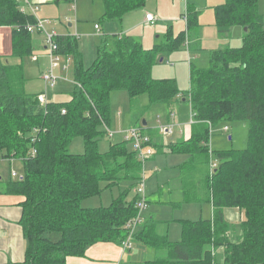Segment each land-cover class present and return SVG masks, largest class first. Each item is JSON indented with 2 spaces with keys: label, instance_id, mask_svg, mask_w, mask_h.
Returning <instances> with one entry per match:
<instances>
[{
  "label": "trees",
  "instance_id": "1",
  "mask_svg": "<svg viewBox=\"0 0 264 264\" xmlns=\"http://www.w3.org/2000/svg\"><path fill=\"white\" fill-rule=\"evenodd\" d=\"M100 1L102 21L120 22L146 0ZM258 2L224 0L214 8L217 32L241 27V46L213 52L207 69L190 68L191 137L168 147L170 153L189 155L196 167L207 158L217 162L205 181L212 218L182 221L177 243L157 234L154 219L144 218L135 243L164 251L144 264H264V29ZM20 7L15 0H0V27L12 29L13 59L10 63L0 57V158L22 164V177L5 185L6 193L23 197L19 224L26 247L22 263L16 264H66L68 257H84L92 245H121L125 239L124 226L137 213V196L128 201V191L120 192L108 207L81 206L124 182L134 188L142 179L143 163L127 148L129 142L112 144L105 153L98 150L102 127L110 123V95L124 90L131 101L147 95L150 105L169 108L180 101L174 81L154 80L151 70L160 52L178 49L195 31L197 14L187 10L186 32L176 37L168 32L151 49L132 38L111 43L103 35L87 69L77 40L55 36L57 53L72 62L73 88L69 101L41 104L39 95L24 91L22 62L33 53L27 26L35 19ZM231 121L248 123L247 147L211 153L210 128ZM74 138L82 139L83 153H70ZM226 208L243 214L238 229L225 220Z\"/></svg>",
  "mask_w": 264,
  "mask_h": 264
},
{
  "label": "rangeland",
  "instance_id": "2",
  "mask_svg": "<svg viewBox=\"0 0 264 264\" xmlns=\"http://www.w3.org/2000/svg\"><path fill=\"white\" fill-rule=\"evenodd\" d=\"M89 1L90 0H72L71 2L60 3L58 10H60L61 17L59 18L56 12L54 16L55 18L51 19L50 23L44 24L45 31L47 33H52L54 29L58 32L69 30L66 28L68 23L65 22V17L71 18L74 23L75 17H78L79 14L76 15L73 8L77 7L79 13L81 8L83 16L81 14L80 16L84 20L83 26L86 30L89 29L91 31L90 33H94L93 25H97V27L102 29V31L100 30V37L98 36L92 41L95 42L97 46L100 43L101 37L104 35V29L108 35L110 34L109 39L111 43L122 37L132 38L140 43L142 47L152 48L155 45L162 43L168 32H170L173 37H176L181 32H186L184 19L187 17V10L190 9L196 12L198 25L196 31L189 32V36L185 37V41H183L178 49L170 52H160L157 55L156 62L151 70V77L154 80L174 81L181 96V101H175L173 104L174 114L170 117L169 121L170 124L174 126L172 139L176 140L177 137H179L180 128L178 126H183L180 122L185 119L187 120L189 116L194 115L187 97L190 68L207 69L213 52L227 47H240L243 36L242 28L238 26L233 27L229 33L223 35L217 32L214 6L222 4L224 0H146L143 8L128 13L120 22H113L111 28L106 29V23L102 21L103 15H101L100 11L97 13L95 7H93L92 4L89 5ZM94 2H97V4L103 8L100 0H94ZM147 13L156 16L158 21L155 25L146 27L142 26L141 21L143 20V16ZM42 14H44L42 11H40V13L37 12L38 17L40 18ZM258 14L262 19L264 29V0H259L258 2ZM48 15L52 14L49 12ZM10 32L11 30H9V28L8 30H0V57L5 58V60L12 63ZM70 33H72L71 29ZM42 38L45 40L43 32L35 31L32 33L33 40H41ZM196 45L197 47L195 48ZM34 55L37 56L39 53L33 52L31 55L24 57L22 62L23 74L28 84L26 86L25 82L24 85V91L26 94L37 95L38 92L44 91L45 88L49 96H51L52 92L58 94L57 96L54 95V99L57 101L66 100L67 97H65L63 91H69L73 88V83H71L73 82L72 65L69 66L67 71H61V68H57L58 72H60L57 74L58 78H62L64 81H58V86L52 90L45 87L42 80L43 75L47 73L50 68L49 58L45 57L39 59L37 63H33L32 59L33 61L36 60V57H34L35 59L32 58ZM160 60H162V62H160ZM64 61V58H60V65H62ZM57 70H55L56 73ZM184 99L185 102H182ZM169 111L170 108L163 104L150 105L147 95L139 96L131 101L128 93L124 90L112 92L110 95V123L107 128L104 126L102 127L105 134L98 143L99 152L105 153L108 151L110 145L122 142L123 136L125 135L124 133L130 128L141 127L142 121L147 123V127L143 128L142 131L150 138L154 137L149 135L148 131L155 126H158V120H160L162 124H165L169 116ZM223 128H227L228 131L224 132ZM107 130L112 133V138L107 136ZM247 138V122H223L210 129L208 149L211 153L231 149L243 150L247 147ZM130 145L131 144H129L127 148L131 150ZM69 150L70 153L74 154L83 153L84 147L82 139L74 138L69 145ZM184 161L185 157L179 155L162 156L153 153L150 159L143 162L141 173L142 180L144 179V194L147 199V208L143 212V217L147 218L146 216L153 214L156 216L157 220L164 222L169 229L168 239L171 243L181 241L182 221L194 222L200 219L210 220L212 218V211L209 204H203L200 206L197 203L189 201L193 199V193L188 187V179L184 188L186 192L184 190L181 194V191L179 190L178 176L180 175L177 168ZM15 162H13L12 165H3L5 173L9 175L10 170L12 169L13 172L15 171L19 174L22 165L21 163ZM208 162L207 158V161L204 164H208ZM174 164H178L174 170L168 168L170 165ZM200 171L196 174L197 177H199L200 183L202 186L204 185L205 188L206 179L204 181L202 179V173L204 172L203 168H201ZM151 172H155L156 174L152 175ZM210 173L211 172L208 174L207 168L206 174L208 177L210 176ZM164 177L167 179H163ZM19 178L17 177L16 180ZM137 187L138 184L135 185L134 188H130V183L124 182L118 187L103 191L101 195L82 201L81 206L84 208L108 207L111 201L118 197L120 192L126 191H128L126 199L131 201L136 198L135 191ZM185 200H188L189 202H185ZM224 216L228 222H234L232 224L237 229L239 223L243 220V217L238 219L239 214L233 208H226ZM234 217L237 219L233 220ZM237 231V233H239V230ZM111 244L112 245L109 247L111 248L110 253L120 255V245L115 243ZM136 244L137 243L133 245L131 252L123 257L122 264H144L145 261L153 260L154 257L160 255V253H148L145 248L143 249L140 245ZM92 246L89 247L90 249L93 248L91 250H96L98 248ZM67 259L66 264H85L83 257H68Z\"/></svg>",
  "mask_w": 264,
  "mask_h": 264
},
{
  "label": "crops",
  "instance_id": "3",
  "mask_svg": "<svg viewBox=\"0 0 264 264\" xmlns=\"http://www.w3.org/2000/svg\"><path fill=\"white\" fill-rule=\"evenodd\" d=\"M29 2L32 5V9L35 10V8H36L35 17L39 18L40 20L46 21V24H48V23H50L51 19L55 18L54 16H55L56 12L58 14L57 16L59 18L61 17L60 16V10H58L59 5H60V3H63V2L67 3V0H29ZM89 2H90L89 5L92 4V6L95 7V11L97 13L100 11L101 15H103V8L101 6H99V4H97V2H94V0H90ZM219 5H221V4H219ZM219 5H216V6H219ZM216 6H214V7H216ZM38 9H39V11H38ZM73 10L76 12V15L79 14V16L75 17L74 23H73L71 18L65 17V19H66L65 22L68 23L66 28H68L69 30L58 32L54 29L53 32L55 33L56 36H71L77 40L78 45H79V49L81 52V56L83 58L84 68L87 69L88 67H90V65L95 60L96 53H97V47L98 46L95 44V42H92V41L94 38L98 37L101 34L102 29H100V27H98L96 29L95 27L97 25H93L94 33H90L91 31L89 29L86 30L83 26L84 20L80 16V14L82 15L81 8H80V13L77 10V7H74ZM40 11H42L44 13L41 15V18L38 17V15H37V12L40 13ZM26 12H27V14L31 15L30 10L26 9ZM49 12L52 15H48ZM147 14H149V13H147ZM145 15L143 16V20L141 21L142 26H145V27L151 26V25H146L144 23ZM42 18H45V19H42ZM156 20H157V18H156ZM105 23H106V29H110L112 26L111 24H113V22H105ZM115 23H117V22H115ZM8 28H9V30H12L10 27H0V30H6V29L8 30ZM70 29L72 30V33H70ZM195 31H196V29H195ZM103 34L108 35V33L105 32L104 29H103ZM109 36H110V34L108 35V37ZM32 45H33V52L39 53V55H37V56H35V55L32 56V58L36 57L35 61H33V59H32L33 63H37L39 61V59L47 57L46 45H45L44 38H42L41 40H35V39L33 40L32 39ZM196 47H197V45L195 46V48ZM144 49H151V48H144ZM65 57L66 56H63L62 58H65ZM160 62H162V60H160ZM70 65H72V62L70 63ZM55 70H57V69H55ZM60 70L63 71L62 69H60ZM64 71H67V70H64ZM54 73L58 77L57 74L60 72H58V70H57V73H56V71H54ZM60 80L64 81L62 78H60L59 81ZM71 83H73V82H71ZM27 85L28 84L26 81V86ZM57 86H58V84L56 85V87ZM55 88H53V89H55ZM69 92H70V90L69 91H67V90L63 91V94L65 95V97H67V99L64 101H57L56 99H54V95H56V96L58 95V94H55L54 92H52L51 96H49L48 92L45 91V88H44V91L38 92L37 95L44 93L46 103H62V102H67L70 100ZM179 97L181 98L180 95H179ZM180 101H181V99H180ZM180 101H177V102H180ZM182 102H185V99L182 100ZM173 104L171 105L170 111L168 113L169 116L166 120L167 123L165 122V124H162L161 121L158 120V123H159L158 126H155L150 131H148L149 135L154 136L151 138L154 153L160 154L162 156L179 155V156L185 157V161L183 163H181L179 165V167L177 168V170L179 171V175H180V176H178V180H179L178 183H179V190L181 191V194L185 190L184 188L186 186V182L188 179V187H189V189H191V191L193 193V195H192L193 199L189 200V201L197 203L200 206L203 204H209L211 207V204L208 202V200H209L208 199V193L206 192L204 185L202 186V184L200 183L199 177H197V174H196V173H198V171H200L201 168H203L204 172L202 173V175H203L202 179L204 181L208 176L206 174L207 168H208V174L210 172L209 171L210 170V163L208 162V164H204V165L202 164V165H199L198 167H196L195 164H193L192 158H190L189 155L173 154V153H170L168 151L169 146L180 143V142L188 141L191 137V132H192L191 124H192L193 120H192V116H189L187 120L185 119L182 122H180V124H182L183 126H178L180 128L179 129V137H177L176 140L172 139L174 126L171 125L169 121H170V117L173 116V114H174ZM141 125H142V123H141ZM160 126H168L171 129V134H167V135L162 134L160 132V128H159ZM141 127L146 128L147 123L145 126L142 125ZM133 128H138V127H133ZM227 131H228V129H227ZM224 132H226V131H224ZM17 160L18 159L5 160V159L0 158V264L22 263V261L24 259V252H25V247H26V241L23 237L22 228L19 224L20 219H21V214H22V209H21L20 205L23 202V197H20L17 195H10V194L6 193V191H5L6 183L17 181L16 180L17 177L18 178L22 177V168L19 171V174L16 173L15 171L13 172L11 169L10 174L8 175L7 173H5V171H4L5 168H3V165L4 166L8 165V164L12 165V163L15 161L18 163H21L19 160L18 161ZM177 165L178 164L170 165L168 168H172L174 170V168ZM151 174L155 175L156 173L151 172ZM13 176H15V177H13ZM163 179H167V178L164 177ZM177 189H178V187H177ZM185 192H186V190H185ZM189 201L185 200V202H189ZM234 210H236L239 214L238 219L243 217V214L240 211H238L237 209H234ZM211 211H212V207H211ZM224 211H225V209L223 210V215H224ZM146 217L147 218H145V219L152 218L155 220V222L157 223L156 232L158 235L166 234L167 238H169V229L164 222L157 220L156 216L153 214H149ZM224 218H225V216H224ZM235 219H237V218L234 217L233 220H235ZM228 223H230V222H228ZM232 223H234V222L231 221L230 224L233 225ZM95 245H98V246H95ZM95 245L92 247H98L96 250H91L93 248L90 249L89 247L87 248L85 256H84L85 258L83 257V261L85 262V264H122L123 263V257L131 252L130 251L127 253H123L122 249H121V254L116 255V253H110L111 248H109V247H110V245H112L111 243H97ZM136 245H138V244H136ZM141 247L143 249L145 248L148 251V253L149 252L150 253H153V252L154 253H160V255H157L158 257H162L164 255V251H156L154 249L147 248L145 246H141ZM157 256L154 257V259L158 258ZM67 260L68 259H66V261Z\"/></svg>",
  "mask_w": 264,
  "mask_h": 264
},
{
  "label": "built area",
  "instance_id": "4",
  "mask_svg": "<svg viewBox=\"0 0 264 264\" xmlns=\"http://www.w3.org/2000/svg\"><path fill=\"white\" fill-rule=\"evenodd\" d=\"M15 1L21 5L20 10L23 13H27L26 9H28L30 10L31 15L35 19V23L33 25L27 26V31L29 33H33L35 31L43 32L45 36L46 54L50 60V68H49V71L43 75L42 80L45 84V87L49 89H53L56 87L59 81V78L54 73L55 69H57L58 67L59 68L61 67L62 70H67L70 66L71 60L68 57H65L64 58L65 61L63 62V65H60V58H62L63 56L57 53L58 47L54 41V38L56 36L55 33L54 32L47 33L45 31L44 24L46 23V21L40 20L35 17L36 8L35 10L32 9V5L29 2V0H15ZM156 21L157 20L154 15L152 14L145 15L144 23L146 25H154ZM95 28L97 29L98 27L96 26ZM38 101L41 104L46 103L44 93L38 96ZM62 113H64V111H62ZM159 128L162 134L164 135L171 134V129L168 126H160ZM223 131H227V128H223ZM36 132H37L36 130H33L34 134ZM106 132H107V136L109 138H112V133L108 130ZM124 134L125 135L123 136V141L129 142L131 144L132 152L135 153L139 161L143 163L153 155L154 151L152 148L153 147L152 140L150 139L149 136L145 135L139 127L130 128ZM31 141L34 142L35 139L32 138ZM31 152H32V155L35 154V150H32ZM216 166H217V162L211 159L210 161V172L211 173L215 170ZM135 192L138 198L135 203V208L137 210V213H136V216L124 226V230L126 231V237L121 242V245H120L123 253H127L132 250L133 245L135 244L134 243L135 235L141 223L144 221L143 212L147 208V199L144 194V179L143 180L141 179Z\"/></svg>",
  "mask_w": 264,
  "mask_h": 264
},
{
  "label": "water",
  "instance_id": "5",
  "mask_svg": "<svg viewBox=\"0 0 264 264\" xmlns=\"http://www.w3.org/2000/svg\"><path fill=\"white\" fill-rule=\"evenodd\" d=\"M142 125L145 126L146 125V122L145 121H142Z\"/></svg>",
  "mask_w": 264,
  "mask_h": 264
}]
</instances>
